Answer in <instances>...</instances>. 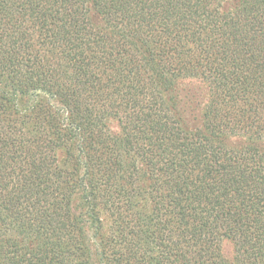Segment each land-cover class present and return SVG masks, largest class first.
<instances>
[{"label":"trees","instance_id":"trees-1","mask_svg":"<svg viewBox=\"0 0 264 264\" xmlns=\"http://www.w3.org/2000/svg\"><path fill=\"white\" fill-rule=\"evenodd\" d=\"M0 264H264V0H0Z\"/></svg>","mask_w":264,"mask_h":264},{"label":"rangeland","instance_id":"rangeland-1","mask_svg":"<svg viewBox=\"0 0 264 264\" xmlns=\"http://www.w3.org/2000/svg\"><path fill=\"white\" fill-rule=\"evenodd\" d=\"M113 126L116 127L115 124H113ZM223 250H224V254H225V256H227L228 258H232V257H233L234 249H233V247H232L231 244L226 243V244L224 245Z\"/></svg>","mask_w":264,"mask_h":264}]
</instances>
